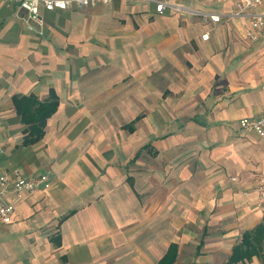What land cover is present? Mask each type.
<instances>
[{
	"label": "crops",
	"instance_id": "0c3cea01",
	"mask_svg": "<svg viewBox=\"0 0 264 264\" xmlns=\"http://www.w3.org/2000/svg\"><path fill=\"white\" fill-rule=\"evenodd\" d=\"M239 4L113 0L45 12L38 35L0 0V167L51 183L9 199L0 264H264V138L241 127L264 113V41ZM48 102L24 145L20 109Z\"/></svg>",
	"mask_w": 264,
	"mask_h": 264
},
{
	"label": "built area",
	"instance_id": "2783aa9c",
	"mask_svg": "<svg viewBox=\"0 0 264 264\" xmlns=\"http://www.w3.org/2000/svg\"><path fill=\"white\" fill-rule=\"evenodd\" d=\"M8 6L17 5L25 13L23 20L29 29L38 35L45 32V12L66 11L75 6L90 7L106 5L113 0H4ZM153 2V0H148ZM223 1V0H210ZM155 2V1H154ZM264 5V0H240L239 7L231 15L237 18H247L249 30L247 37L252 41H264V13L258 11ZM156 10L163 13L166 10L180 14H190L209 18L215 23L221 21L222 16L209 14L201 10L192 9L183 4H174L168 1L156 2ZM253 11V12H252ZM209 34L203 35L208 40ZM242 129L251 132L259 138H264V113L261 117L245 119L241 123ZM5 148L0 145V155L4 154ZM51 183L47 174H41L34 179L26 178L19 170H5L0 167V227L8 226L13 221L16 207L9 200L10 198L21 199L25 194L34 193L39 189H49ZM253 191L258 196L257 207L264 213V174L258 175L253 181Z\"/></svg>",
	"mask_w": 264,
	"mask_h": 264
},
{
	"label": "trees",
	"instance_id": "16d2710c",
	"mask_svg": "<svg viewBox=\"0 0 264 264\" xmlns=\"http://www.w3.org/2000/svg\"><path fill=\"white\" fill-rule=\"evenodd\" d=\"M22 103L25 105V107H28L30 103L35 104L34 100L31 99L27 101L23 100ZM56 108V102L39 104L36 108V114H31L29 117L20 109V113L23 116V121L30 126L29 132L24 140V145H33L44 137L46 122L48 118L56 111Z\"/></svg>",
	"mask_w": 264,
	"mask_h": 264
},
{
	"label": "rangeland",
	"instance_id": "374dc122",
	"mask_svg": "<svg viewBox=\"0 0 264 264\" xmlns=\"http://www.w3.org/2000/svg\"><path fill=\"white\" fill-rule=\"evenodd\" d=\"M132 1H134V0H132ZM0 233H1V235L3 234L5 236V233L1 229H0Z\"/></svg>",
	"mask_w": 264,
	"mask_h": 264
}]
</instances>
